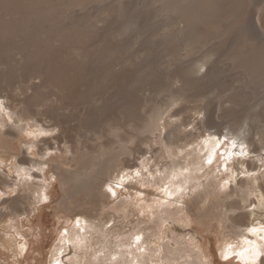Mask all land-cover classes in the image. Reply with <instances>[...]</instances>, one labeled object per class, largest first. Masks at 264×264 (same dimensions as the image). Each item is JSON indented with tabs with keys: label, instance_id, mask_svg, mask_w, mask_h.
Returning a JSON list of instances; mask_svg holds the SVG:
<instances>
[{
	"label": "rangeland",
	"instance_id": "374dc122",
	"mask_svg": "<svg viewBox=\"0 0 264 264\" xmlns=\"http://www.w3.org/2000/svg\"><path fill=\"white\" fill-rule=\"evenodd\" d=\"M102 1L74 9H59L57 20L45 25L52 30L78 20L88 21L89 15L99 9L115 6V10L99 18L97 23L93 22L97 28L90 27L91 32L84 29L93 25L92 22L84 25L83 30L76 28V36H89V43L75 41L70 57L63 40L56 43V46L63 45L53 57L58 60L60 69L65 70L64 78H52L47 63L40 72L36 66L39 62L29 57L33 49L25 47L24 41L0 40V264H101V261L102 264H227V261L228 264H245L248 260L261 264L264 261V216L236 219L238 215L257 210L255 204L259 200L256 196L251 199L245 196L247 203L242 205V198L237 194L249 193L248 187H243L244 192L237 188L238 174L233 173V169L239 158L248 156V142L255 143L252 149L258 154H264V140L260 141L264 135H257L259 131L264 133V80L246 85L243 71L237 69V65L230 61L223 63L225 58L219 53L220 49L218 54L213 53L216 45L218 48L227 46L232 35L224 41L225 45L224 39L216 37L207 46L202 45L186 56L187 46L181 47L185 25L178 23L175 15L158 13L161 4L137 0L136 11H142L138 14L139 21L131 28L127 23L121 28L122 22L135 12L131 5L133 0ZM242 2L240 5L246 3ZM2 4L0 26L16 20L17 15L16 9ZM248 11L251 14L245 12L244 19L253 33L254 16L252 10ZM142 22L152 29L141 33L144 30ZM174 29L179 32L172 33ZM155 34L158 37L152 38ZM150 38L155 48L159 43H169L170 49L174 46L175 51L177 46L181 48L172 54L173 58L163 54L153 62L148 51L138 52ZM13 44H23V47L17 46L18 49ZM179 53L183 57H179ZM202 55L212 59L209 65L198 70L196 58ZM211 69L218 75L207 86L205 75ZM178 75H182L184 85L175 82ZM217 85L227 87L225 90H230L227 96H235L234 100L240 99L239 95L246 98L227 103V108L217 114L219 118L215 115L213 118L208 109L220 94L213 88ZM179 97H187L189 102H179ZM236 102L244 105L238 107ZM19 110L24 113L23 122L15 115ZM243 112H247L246 116ZM225 113L232 114L236 120L233 118L226 126L210 130V118L225 124L227 119H222ZM9 132L15 133L17 138ZM257 165L259 170L260 164ZM255 167L251 165L250 169ZM42 168L51 185L47 193L44 192L47 198L41 201L40 195L26 187H32L33 182L41 183V180H34L25 172L22 174V170L42 172ZM261 171L264 172V167L260 172L248 174L257 177ZM84 173L97 191L94 196L90 191L81 196L74 194L73 183L76 184L75 180ZM158 178L169 184L158 185ZM176 180L183 181L185 188L173 183ZM67 195L70 203L66 208ZM234 203H240L244 209H233L236 208L235 205L231 207ZM104 212L116 217L107 231L108 239L107 236L102 238L100 231L91 230L86 242H81L85 245L82 250L69 248L67 243L65 251H57L56 244L62 245L60 239L68 234V229L74 226L80 229L81 220L88 214L104 219ZM229 214L237 216L234 221L238 220L229 225L237 223L240 227L237 231L247 233L252 241L245 235L240 239L233 237L234 241L226 237L223 222ZM253 227H260L257 235L248 234ZM176 228L178 231L172 232ZM173 237H178L176 245ZM97 238L102 239L98 241ZM256 241L263 251L258 257L248 249L255 247ZM78 250L83 255H79ZM226 250L229 255L225 257ZM246 251L251 252V258L244 260L240 257Z\"/></svg>",
	"mask_w": 264,
	"mask_h": 264
},
{
	"label": "bare ground",
	"instance_id": "6f19581e",
	"mask_svg": "<svg viewBox=\"0 0 264 264\" xmlns=\"http://www.w3.org/2000/svg\"><path fill=\"white\" fill-rule=\"evenodd\" d=\"M3 2V4H2ZM102 0H0V4L2 5H7L9 8H13L16 9V20L13 18L14 20L12 21H7L5 23L2 24V26H0V40L2 41H8V40H12L11 42H17V41H13V40H18V42H20L22 40V42L24 41V46L25 47H30L31 48V52L32 55L29 54V57L31 60L39 62L36 64L38 70L40 71L41 67L43 66V64H46V67L48 69V71H50L52 73V78L53 76L57 77V78H64L63 76L65 75V66H63V70L60 69V65L58 60L55 59V56L53 57V54L55 52H57L56 50H60L57 49L58 47H60L62 44H60V46H56V43L63 42L64 44V48H67L68 46V50L67 53L68 55L74 51L75 49V41L81 40L85 43V41H87V43H89V36H76V33L78 32V30H83L82 28H84V25L88 24L89 22H92L93 25L89 26V28L84 29L85 31H89L91 32L90 27H95L96 25L93 22L98 21L99 18H101L102 16L104 17L106 14L112 12V10H115V6L113 7H105L103 9H99L97 11V13H95L94 15H89L88 17V21H82V22H74L75 24H68V25H64V26H58L55 29L51 28H47L45 25L54 22L57 20V15H58V10L62 9H74L75 7H78L80 5H84V4H90L91 3H102ZM154 2L155 4H161L162 6H159L158 8V13L160 14H172L175 15L176 20L178 23L184 24L186 28V31L184 33V44L181 46L182 49H184V46H187L185 52H186V56L190 55V53L194 52L195 50L199 49L202 45L203 46H207L209 42H211L212 40H214L216 37H221L222 39H224V41H226V39L228 38V36L232 35V39L229 41V43L227 44V46H220L221 48H218V45H216L215 49L213 48V53L214 54H218L219 49L221 54H223L225 60L223 63H225V61H230L231 63H234L235 65H237V69H240L243 71V75H244V80L246 79V81H244L246 83V85L251 86L250 84L253 83H257L258 81H263L264 80V0H246L244 3L245 4H241L242 0H152V3ZM227 2V5H225V3ZM242 2V3H243ZM151 3V2H150ZM151 3V4H152ZM129 4V3H128ZM112 5V4H111ZM126 5V4H124ZM130 5V4H129ZM132 5V9L135 11L132 16L129 17L128 20H126L125 22H122V26L121 28H124L125 24L127 23L129 26V28H131V26H133L134 24H136L139 21L138 18V14L140 15V13L142 11H136L138 9V1L137 0H133V2L131 3ZM153 5V6H154ZM107 6V5H106ZM109 6V5H108ZM140 9V7H139ZM12 10V9H11ZM248 10H252L253 13V18H254V32L252 33L251 31H249L246 21L244 19V13ZM15 11V10H12ZM7 12V11H6ZM249 12V11H248ZM248 12H246L248 14ZM14 13V12H13ZM114 13V12H113ZM137 13V15L135 16V14ZM156 13V12H154ZM131 14V13H130ZM251 14V13H250ZM248 14V15H250ZM157 15V14H156ZM111 16V15H110ZM129 16V15H127ZM149 16V15H148ZM107 17V16H106ZM252 17V15H251ZM1 18V17H0ZM10 18V19H11ZM154 18V17H153ZM157 18V17H156ZM82 19V18H81ZM173 19V18H172ZM73 20V19H72ZM100 20V19H99ZM247 20V19H246ZM81 21V20H80ZM144 21V20H142ZM4 22V21H3ZM121 22V21H120ZM118 22V23H120ZM130 24H129V23ZM251 23V22H250ZM54 24V23H53ZM142 25H144V30L141 31V33L143 32H148L149 30L152 29V26L146 25V23L142 22ZM148 24V23H147ZM1 25V23H0ZM115 25V24H114ZM119 25V24H118ZM174 25V24H173ZM252 26V24H250ZM98 26V25H97ZM117 26V25H116ZM170 26V24L168 25ZM54 27V26H53ZM147 27V28H146ZM78 30H77V29ZM97 28V27H95ZM252 28V27H251ZM250 28V29H251ZM112 30V29H111ZM185 30V29H184ZM252 30V29H251ZM84 31V32H85ZM126 31V30H125ZM88 32V33H89ZM179 31L174 29L172 31V33H178ZM109 33V32H108ZM87 34V33H85ZM154 34V33H153ZM181 35H183V33L181 32ZM179 35V36H181ZM152 36V35H151ZM179 36H177L179 38ZM158 37L157 34H155L154 36H152V38ZM164 37V36H163ZM92 38V37H91ZM162 38V37H161ZM87 39V40H85ZM159 39V38H158ZM165 39V38H164ZM220 39V38H218ZM217 39V40H218ZM20 40V41H19ZM91 40V39H90ZM138 40V39H137ZM151 38L149 39V42L147 41V47H143L142 49H138V52L141 51L140 54L144 53L145 51L149 52V57L150 60H158L157 58L161 57L163 54H167L168 58L169 56L172 57L177 49H180L181 47L177 46L176 51L174 50V46L173 48L169 47V43L168 44H160L155 48L153 43L150 42ZM154 40V39H153ZM163 39H161L162 41ZM166 40V39H165ZM80 41V42H81ZM157 41V40H155ZM154 41V42H155ZM160 41V42H161ZM164 41V40H163ZM10 42V41H9ZM10 42V43H11ZM60 42V43H61ZM7 44L6 45L10 46L11 44ZM83 44V43H82ZM1 45V44H0ZM4 45V43H3ZM14 45V44H13ZM23 44L17 45L15 44L14 46H18L20 47ZM62 45V46H63ZM65 45H67L65 47ZM155 45H157V42L155 43ZM176 45V43H175ZM222 45V44H221ZM13 46V47H14ZM78 46V45H77ZM103 46H107L106 44H104ZM202 46V47H203ZM11 47V46H10ZM9 47V49H10ZM17 47V48H18ZM23 46H21L22 48ZM224 47V48H223ZM6 48V47H5ZM61 48V47H60ZM71 48V50H70ZM107 48V47H106ZM155 48V49H154ZM1 49V48H0ZM12 49V48H11ZM19 49V48H18ZM105 49V48H104ZM62 50V49H61ZM70 50V51H69ZM5 51V50H4ZM8 51V50H7ZM6 51V52H7ZM13 51V50H12ZM16 51V50H15ZM9 53V52H8ZM12 53V52H10ZM15 53V52H14ZM13 53V54H14ZM121 54V53H120ZM66 55V54H64ZM73 54H71L72 56ZM166 55V56H167ZM220 55V54H219ZM11 56V55H10ZM165 56V55H164ZM216 56V55H215ZM61 57V55H60ZM70 57V55H69ZM178 57V56H177ZM179 57H183L182 54L179 53ZM219 57V56H218ZM68 58V56H67ZM173 58V57H172ZM175 59V58H174ZM198 61V64H196V69L200 70L204 65H209L210 60L212 58H210L209 55H202L199 58H196ZM29 60V59H28ZM29 60V62L31 61ZM148 60V59H147ZM149 61V60H148ZM27 62V60H26ZM143 63V62H142ZM150 63V61H149ZM152 63V62H151ZM150 63V64H151ZM193 63V62H192ZM222 63V62H221ZM27 64V63H26ZM59 65V66H58ZM64 65V64H63ZM65 65L68 66V64ZM149 65V64H147ZM152 65V64H151ZM149 65V67L151 66ZM62 67V66H61ZM194 67V68H195ZM236 67V66H235ZM44 68V67H43ZM71 68V67H70ZM74 69V68H73ZM145 69V68H144ZM69 70V67H68ZM72 70V69H71ZM174 70V69H173ZM177 70V69H176ZM182 70V69H181ZM191 71H193L192 69H190ZM67 71V70H66ZM210 71L212 72L210 75ZM214 70H208L205 76L208 77V80L206 82V85L209 86L214 79L216 78V75L214 72ZM41 72V71H40ZM47 72V71H45ZM71 72V71H70ZM183 72V71H182ZM37 73V72H36ZM49 73V72H48ZM50 73V74H51ZM74 73V72H73ZM68 74V73H67ZM181 74V73H180ZM83 75V74H82ZM136 75V74H135ZM159 76V75H158ZM66 77V76H65ZM73 77V75H72ZM137 77V76H136ZM162 77V76H161ZM68 78H71L70 76ZM87 79V78H86ZM69 80V79H68ZM67 80V81H68ZM175 82H179L178 85L181 83L182 85H184L185 81L182 77V75H178L177 77L174 78ZM65 81V80H64ZM222 81V80H221ZM261 81V82H262ZM174 82V83H175ZM220 82V81H219ZM243 82V81H242ZM260 82V83H261ZM264 82V81H263ZM1 83V82H0ZM173 83V84H174ZM221 83V82H220ZM60 84V83H59ZM176 84V83H175ZM258 84V83H257ZM219 87L221 86L218 83ZM217 85V87H213L214 89L219 91V95L217 98H215V101L213 103L212 106H210L211 109H208V113L209 116H213L214 115L217 117V114L220 113V111L225 110L226 104L227 103H232L234 100L233 96H227V93L230 91L229 89L225 90V86H223L222 88H219ZM244 85V84H243ZM241 91V90H240ZM93 92V91H92ZM211 92V91H210ZM213 92V91H212ZM65 94V93H64ZM230 94V93H229ZM238 95V94H237ZM257 95V94H256ZM6 96V95H5ZM129 96V95H128ZM250 96V94H249ZM253 97V95H252ZM239 101H241V99H243V95H239L238 96ZM246 98V97H245ZM244 98V99H245ZM124 99V98H123ZM115 100V99H114ZM237 100V99H236ZM234 100V102L236 101ZM237 100V101H238ZM121 101V100H119ZM123 101V100H122ZM127 101V100H126ZM179 102H187L188 98H184V97H179L178 99ZM117 102V101H116ZM189 102V101H188ZM233 102V103H234ZM243 102V101H242ZM242 102L237 103L236 105L238 107H242V105H244ZM125 104V103H124ZM123 105V104H122ZM127 106V105H126ZM126 106H122V107H126ZM130 106V105H129ZM226 107V108H225ZM102 108V107H101ZM127 108V107H126ZM248 108V107H247ZM1 109V108H0ZM7 109V108H6ZM100 109V107L98 108ZM103 109V108H102ZM129 109V108H128ZM101 110V109H100ZM104 110V109H103ZM108 110V109H107ZM2 111V110H1ZM248 112V111H247ZM247 112H243V116H246L245 114H247ZM257 113V111H255ZM16 113V112H15ZM259 113V112H258ZM8 114V113H7ZM6 114V115H7ZM14 115V114H13ZM16 117L19 119V122H23L24 121V113L22 110H19L16 114ZM39 115V114H38ZM232 114L230 113H225L223 114V118L222 119H227L225 124H221V122H218L217 120L210 118L211 120V125L212 127H210L209 129L211 130V128L217 129V128H221L223 126H226L227 123L233 121L234 116H231ZM235 115V114H233ZM237 115V114H236ZM257 115V114H254ZM252 115V116H254ZM10 116V115H8ZM12 116V115H11ZM208 116V117H209ZM221 116V114H220ZM221 116V117H222ZM238 116V115H237ZM7 117V116H6ZM16 118V119H17ZM207 118V117H206ZM219 118V117H217ZM15 119V120H16ZM17 119V120H18ZM236 120V118H234ZM242 120V119H241ZM18 123V122H17ZM15 124V123H14ZM7 125V124H6ZM233 125V124H232ZM250 125V124H249ZM58 126V124H57ZM22 127V126H21ZM251 127V125H250ZM47 129V128H46ZM57 129V127H56ZM55 129V130H56ZM208 129V130H209ZM218 130V129H217ZM41 131H45L44 129H42ZM24 132V131H23ZM10 136L15 135L17 138V135L15 133H10ZM261 134L264 135L263 131H259L257 132V135L262 136ZM7 134H4L3 136H5ZM207 136V135H206ZM22 138V137H21ZM6 139V138H5ZM58 139V138H57ZM56 139V140H57ZM206 140V139H205ZM252 140V139H250ZM264 138H260V141H263ZM124 141V140H123ZM47 144V143H45ZM255 143L254 142H248V146H246V151H248V156L247 157H242L238 159V164L236 166H234L233 169V173H237L238 177H236L235 181H237L238 183V187L240 190L242 189L243 191V187H248V192L245 195L244 194H240V192H238L237 196L241 197L242 200H240L242 202V205L247 203L246 197L248 198H253L254 196H256L257 200H259V205L256 203L255 206L257 207V210H252L250 212H245L247 214L245 215H238V217H233V215L229 214L225 217V221L223 222V226H225V230L227 232H225L227 234L226 237H228V239H233V237H238L239 239L242 238V235H245V238H250V236L247 235V233H244L240 230V232H238L237 230L240 228L238 227L235 223L234 225H229L230 222H238V220H233V218H243V216L245 217V219H250L252 217L256 216H264V172L259 173L257 177L249 175L248 172H256L259 171L260 169H262L264 167V154H258V151L255 149H252V147H254ZM118 148V147H117ZM124 148V147H123ZM152 149V148H151ZM41 150V149H40ZM238 153V152H237ZM254 154V155H253ZM76 156V155H75ZM145 161V160H144ZM151 161V160H150ZM23 163V162H22ZM260 164V169L258 170V165ZM88 165V164H87ZM238 165H241L242 167H239ZM251 165H255L256 167L254 169H250ZM243 166H246L243 168ZM233 167V166H232ZM43 169V168H42ZM242 169V170H241ZM24 170V171H23ZM22 170V174L23 172H25L26 174H29L31 177L35 178L34 180L40 179L41 183H36L33 182L32 183V187L31 186H26L27 189L35 191V193H37L38 195L41 196V201L47 198V191H48V187H50L49 185H51V183H49L51 180L47 175V172H45V169H43V171L41 172L40 170L38 172H33L32 170ZM241 170V172H240ZM84 171V170H83ZM28 172V173H27ZM54 173V172H53ZM163 173V172H162ZM49 174V173H48ZM181 174V173H180ZM84 174L79 175V179H76L75 183H73V187L75 190L74 194L76 195H85L86 192L90 191V193L93 195V193H97V191L93 188L92 184L88 182L87 179H85ZM159 175V174H158ZM162 175V174H161ZM160 175V177H161ZM179 176V173L177 174ZM86 176H88L86 174ZM165 176V175H164ZM172 176V175H171ZM210 176V175H209ZM89 177V176H88ZM168 177V176H166ZM241 177V178H240ZM243 177V178H242ZM92 178V177H91ZM173 178V177H172ZM75 179V178H74ZM89 179V178H88ZM159 179V178H158ZM214 179V178H213ZM212 179V180H213ZM238 179H240L238 181ZM33 180V181H34ZM57 181V180H56ZM170 181V180H169ZM181 181V180H180ZM156 182V180H155ZM158 185H168L169 182L167 183V181H161L159 179ZM171 182V181H170ZM183 182V181H182ZM182 182H178L177 180L173 183L178 184L179 186H183L185 188V184L183 185ZM209 182V181H208ZM248 182V184H247ZM214 183V180H213ZM218 184V183H217ZM209 185V184H208ZM247 185V186H246ZM195 186V185H194ZM213 186V184H212ZM255 186H259V188L257 189ZM20 187V186H19ZM107 187V184H106ZM207 187V186H206ZM210 187V186H209ZM76 188V189H75ZM103 188V187H102ZM100 188V189H102ZM110 188V187H109ZM108 188V190H109ZM211 188V187H210ZM180 189V188H179ZM194 189V188H191ZM199 189V188H198ZM209 189V188H208ZM95 190V192H94ZM103 190H107V189H103ZM112 191V189H111ZM46 192V193H44ZM44 193V195H43ZM109 193V192H108ZM107 193V194H108ZM251 193V194H250ZM210 194V193H209ZM36 195V194H34ZM43 195V196H42ZM89 195V194H88ZM94 196V195H93ZM210 196V195H209ZM230 196H232V194H230ZM246 196V197H245ZM70 196H66L65 199V206L67 208V206L70 203V200L68 199ZM74 197V196H73ZM204 197V196H203ZM221 197V196H220ZM37 198V197H36ZM40 198V197H39ZM89 198V197H88ZM225 198V197H224ZM88 200V199H87ZM204 200V199H203ZM226 200V198H225ZM224 200V202H225ZM36 201H38L36 199ZM40 200L38 202H41ZM90 201V200H89ZM210 201V200H209ZM255 201V200H254ZM198 202V200H197ZM200 202V201H199ZM240 202V203H241ZM252 202V201H251ZM216 203V202H215ZM240 203H234L231 205V207H233V205H235L236 208L233 209H244V207H242L241 205H239ZM203 204V203H202ZM239 205V207H238ZM15 207V206H14ZM184 207V206H183ZM11 208L14 210V208L11 206ZM250 208V207H249ZM167 210V209H166ZM231 210L230 208L227 209V211ZM18 211V208H17ZM169 211V210H168ZM16 212L13 211V213ZM157 212V211H156ZM161 212V211H159ZM230 212V211H229ZM227 212V213H229ZM180 213V212H179ZM241 213V212H240ZM19 213H16V215H18ZM214 214V213H213ZM239 214V213H237ZM11 215H15V214H11ZM115 214L111 215V212H104L102 213V216H104V219H101L102 217L99 215H93V214H88L86 215V217H84L81 222L82 225L80 227V225H78V227H80V229L74 228L73 229H68L67 230V235L63 236L64 238L59 237L60 242H61V246L56 244L57 247V251L61 252V251H65L68 247H67V243H69V248H73V249H80L82 250L85 245L81 244V242L85 243L86 240L88 239V235H90V231H100V234L103 235L102 238H105L107 236L108 239V235H107V231L109 230V226L112 225L115 220L116 217L114 216ZM121 216V215H120ZM221 217V216H219ZM217 218V217H216ZM219 220V219H218ZM104 221H106V225L103 226L101 224H104ZM77 222V221H76ZM78 221V224L81 223ZM220 223V222H219ZM242 223V220H241ZM245 223V222H244ZM263 224V222H262ZM260 224V225H262ZM171 225V224H170ZM240 226H242V224H239ZM244 225V224H243ZM247 225V223H246ZM103 226V227H102ZM249 226V225H248ZM254 226V225H252ZM250 227V226H249ZM258 227V225H257ZM246 228V226H245ZM251 230V229H250ZM248 234H254L257 235L258 232L261 230L260 227L259 228H254L251 230ZM113 231V230H112ZM178 229L176 228L175 231L172 232H177ZM171 232V233H172ZM236 232V233H235ZM238 232V233H237ZM112 233V232H111ZM114 233V232H113ZM224 233V234H225ZM262 233V232H260ZM99 234V235H100ZM239 234V236L237 235ZM171 235V234H170ZM236 235V236H235ZM264 235V233H263ZM110 236V234H109ZM222 236V235H221ZM260 236V235H259ZM97 237V235H96ZM95 237V238H96ZM100 237V236H99ZM223 237V236H222ZM225 237V236H224ZM101 238V239H102ZM174 238V237H173ZM178 238V237H177ZM177 238H174V243L175 245L177 244ZM183 238V237H182ZM256 238V237H255ZM260 238V237H258ZM256 238V239H258ZM98 239L97 240H101ZM172 239V237H171ZM251 241L253 240V238H250ZM264 239V237H263ZM262 239V242L264 241ZM97 240H95V242H98ZM104 240V239H103ZM173 240V239H172ZM181 240V239H178ZM188 240V239H187ZM218 240V239H217ZM237 240V239H236ZM58 241V240H57ZM85 241V242H84ZM140 242V240H138ZM189 241V240H188ZM240 241V240H239ZM248 241V239H247ZM250 241V240H249ZM258 241V240H257ZM256 241V246L255 247H248L249 251L253 252L254 254L257 255V257L259 256V253L262 250H259L260 248L262 249V247H260V242ZM103 242V241H102ZM145 242V241H144ZM246 242V241H245ZM100 243V242H99ZM106 243V242H105ZM104 243V244H105ZM110 243V242H109ZM173 243V244H174ZM182 242H179L178 244H180ZM231 243V242H230ZM239 243V242H238ZM237 243V244H238ZM244 243V242H243ZM264 243V242H263ZM262 243V244H263ZM98 244V243H97ZM139 244V243H138ZM242 244V242H241ZM100 245V244H98ZM111 245V244H110ZM124 245V244H122ZM129 245V244H128ZM143 245V244H142ZM247 245V244H246ZM252 245V244H251ZM87 246V245H86ZM104 247V245H102ZM182 246V245H181ZM234 246V245H233ZM238 246V245H237ZM243 246V245H242ZM254 246V245H253ZM55 247V246H54ZM122 247V246H121ZM119 248V249H123V248ZM125 247V246H123ZM129 247V246H127ZM126 247V248H127ZM131 247V245H130ZM147 247V246H146ZM145 247V248H146ZM177 247V246H176ZM260 247V248H258ZM144 248V249H145ZM184 247H182L183 249ZM238 248V247H237ZM245 248V247H244ZM252 248V249H251ZM128 249V248H127ZM147 249V248H146ZM231 249V247H230ZM246 249V250H248ZM69 250V249H68ZM78 250V251H80ZM106 250V249H105ZM104 250V251H105ZM111 250V249H110ZM114 249H112L113 251ZM185 250V249H184ZM137 251V250H136ZM174 251V250H173ZM228 250L225 251L226 254H224V256L226 257V255L228 256L229 254L227 253ZM230 251V250H229ZM235 251V250H234ZM248 251V252H249ZM83 252V251H82ZM106 252V251H105ZM121 252V251H120ZM182 252V251H180ZM246 251L245 254H241L243 257L240 258H244L248 257L249 259L251 258L250 253H248ZM263 252V251H262ZM66 253V252H65ZM81 253V251H80ZM119 253V252H118ZM174 253V252H173ZM194 253V252H193ZM75 254V253H74ZM127 254V253H126ZM177 254V253H176ZM79 255H83L82 253ZM78 255V256H79ZM117 255H121V254H117ZM141 255V254H140ZM61 256H63L61 254ZM77 256V254H76ZM123 256V255H121ZM199 256V255H198ZM117 257V256H116ZM119 257V256H118ZM117 257V258H118ZM124 257V256H123ZM116 258V259H117ZM121 258V257H120ZM118 258V259H120ZM127 257H125L126 259ZM200 258V257H199ZM205 258V257H204ZM253 258V257H252ZM64 259V258H63ZM117 259V260H118ZM128 259V258H127ZM126 259V260H127ZM116 260V261H117ZM121 260V259H120ZM123 260V259H122ZM167 260V259H166ZM198 260V259H195ZM243 260V261H244ZM63 261V260H62ZM115 261V260H114ZM124 261V260H123ZM230 261V260H229ZM143 262V261H142ZM236 262V261H235ZM245 262V261H244ZM63 263V262H62ZM96 263V262H95ZM94 263V264H95ZM99 263V261H98ZM115 263V262H114ZM202 263V261H201ZM205 263V262H204ZM203 263V264H204ZM229 262L227 261V264ZM256 262H251L250 260H248V262H246L245 264H255ZM65 264V263H64ZM67 264V263H66ZM102 264V261H101ZM140 264V263H139ZM240 264V263H239ZM244 264V263H243ZM261 264H264V261L261 262Z\"/></svg>",
	"mask_w": 264,
	"mask_h": 264
}]
</instances>
